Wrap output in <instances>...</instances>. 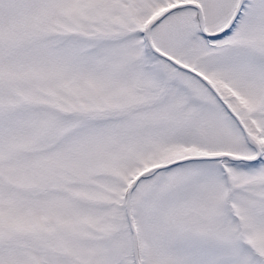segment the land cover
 Instances as JSON below:
<instances>
[{
	"label": "snow or ice",
	"instance_id": "obj_1",
	"mask_svg": "<svg viewBox=\"0 0 264 264\" xmlns=\"http://www.w3.org/2000/svg\"><path fill=\"white\" fill-rule=\"evenodd\" d=\"M0 264H264V0H0Z\"/></svg>",
	"mask_w": 264,
	"mask_h": 264
}]
</instances>
